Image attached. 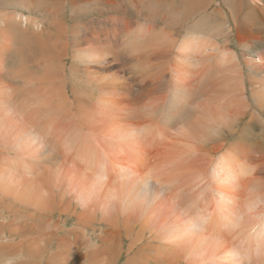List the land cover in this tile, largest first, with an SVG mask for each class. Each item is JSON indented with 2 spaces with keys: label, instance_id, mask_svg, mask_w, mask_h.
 <instances>
[{
  "label": "rangeland",
  "instance_id": "374dc122",
  "mask_svg": "<svg viewBox=\"0 0 264 264\" xmlns=\"http://www.w3.org/2000/svg\"><path fill=\"white\" fill-rule=\"evenodd\" d=\"M146 4L156 6V11L150 13ZM17 14L23 16L22 22L15 18ZM0 18L3 19L0 20V122H6L4 127L0 124V264H264V242L256 247L264 235H260L258 240L251 235L253 227L260 222L257 218L258 222L252 219L256 217L253 215L256 206L247 211L251 206V194L247 191L256 183H264L258 162L264 165V153L258 152L246 159L226 158L227 163L233 164L234 171V178L223 183L229 203L223 202L216 194V182L210 169H206L203 176L208 186H204L203 193L198 196V201L201 197L198 203L202 204L203 211L199 214L192 211L197 218L194 217L193 222H183L193 225L191 229L197 230L198 238L197 235V239L192 235L189 238L184 233L177 241L173 237H165L151 225L155 223L150 218L161 220V211L168 204L171 208L167 209L174 210L179 216L175 215L174 220L187 219L186 213L189 212L186 210L184 213L178 202L175 203V198L168 197V190L161 183H154L158 197L153 203L157 207L149 206L148 216L144 211L139 212L136 208L138 203L127 197L130 187L137 190L134 182L138 185L139 181H134V178L145 176L149 169V174H156L159 178L158 172L165 173L162 178L171 174L174 177L178 171L173 170L175 160L168 162L162 157L154 162L152 150L149 151L145 145L149 159L143 162L142 157H135V152L130 153L133 143L113 137L107 143L111 153L103 155L96 150L99 153H95L94 158L97 164H92L87 150L96 141L91 139L88 131L75 136L69 127L62 126L63 121L60 120L61 129L58 126L60 130L47 134L51 141L39 147L40 150L48 148L46 154L51 153L49 155L54 158L42 161L45 153L39 155L32 144L27 149H17L11 137L15 134L9 132L13 125L16 129L18 126L24 129L33 124L35 129V123L44 120L45 114L41 109H46L48 103L62 102V94L59 95L62 90L68 91V100L71 104L74 102L71 112L77 114L74 94H82L89 87L86 85L89 76L85 69L87 65L75 54L84 46L82 28L85 26H177L175 37L182 36L186 30L178 26H186L187 29L215 26L227 31L225 37H219V44H227L238 56L244 88L249 90V69L244 62L246 56L256 59L258 52L264 50V0H0ZM39 24L41 26H37ZM235 34L244 36L243 40L236 39ZM255 78L264 83V71L257 70ZM260 85L258 83L257 87ZM45 91L52 94L51 102L45 100L47 96H42L43 100L40 98L39 95ZM7 106H12V110L5 113ZM260 109L264 110V105ZM250 111L248 115H253L255 109ZM256 113L258 117L253 121L256 136L252 141L260 142L259 146L264 150V115ZM64 121L69 123L68 119ZM56 132L59 137L55 138ZM227 138L230 140L232 136ZM84 139H88L90 145ZM127 150V156L131 155L133 160L131 163L122 158ZM131 164L138 167V172L133 167L131 170ZM202 196L205 197L204 203ZM202 214L204 221L198 219ZM172 218L170 215L163 221ZM234 226L237 227L234 229ZM237 232L241 237L236 235ZM243 237L245 239H241ZM245 245L254 251L249 260L244 259L246 256L243 254L239 257L234 253L236 248L245 252ZM250 245L255 246V250ZM223 249H226L224 253L221 252Z\"/></svg>",
  "mask_w": 264,
  "mask_h": 264
},
{
  "label": "bare ground",
  "instance_id": "6f19581e",
  "mask_svg": "<svg viewBox=\"0 0 264 264\" xmlns=\"http://www.w3.org/2000/svg\"><path fill=\"white\" fill-rule=\"evenodd\" d=\"M145 7L150 10V13L156 11V6L146 4ZM20 15H15V18L22 22L23 16ZM164 15L168 14L164 13ZM24 18L29 17L24 16ZM0 20L2 21L3 19L0 18ZM9 20L7 21L9 22ZM175 27L177 26H85L82 28V32L85 33L84 46L78 48L75 54L79 61L87 65L85 69H87L89 76L86 85L89 87L82 94L77 92L74 94V100H76L74 105L75 113L77 114L71 112L74 108V102L71 104L68 100V91L62 90L59 93V95L62 94L60 95L62 102L46 104L47 108L41 109L42 114H45L43 116L44 120L42 123H35V129L34 125L30 123L29 127L24 129L19 126L16 129L14 125H10L13 130L11 129L9 132L15 134H12L11 137H13L14 146L17 149H27L32 144L31 146L36 149L34 151L38 152L39 155L43 156V153H45L44 160L41 159L42 161H50L54 158L53 155H49L51 153L46 154L48 148L40 150L39 147L45 142L49 143L51 141L47 134L57 131L58 126H60V129L62 126L65 128L69 127L71 133H74L75 136L82 135L84 131H88V135L92 137L90 138L96 141L95 144L88 147L91 149L87 150L90 154L88 160L92 164H97L94 159L96 158V150H100L103 155L107 154V152L111 153L108 151L107 143L113 137L124 138L126 139L125 142L133 143L130 153L135 152V157L139 159L142 157L143 162L149 159V153L147 152L151 150L154 162L162 157L169 160L168 162L175 160L172 164L173 170L178 171H176L174 177L171 174L166 178H162L161 176L165 175V173L157 171L159 178L156 174H149V169L146 171L145 176L134 178V181H139L138 185L133 181L137 190L130 187L127 197L133 203H138L136 208L139 209V212L144 211L145 215H147L149 206H156L153 202L158 197L154 183H161L164 186L163 188L168 190V197L175 198V203L178 202L177 205L182 208L184 213L187 212L186 210H189V212L186 213L187 219L179 218L174 220L175 211L167 209L171 206L168 204L169 206L167 205L168 207H164L163 211H161L163 215L161 220L156 219L155 221L153 217L150 218L155 223V225H151L152 228L156 227L159 233L161 232L165 237H173V239L175 238L178 241L181 240L184 233H187L189 238V235L194 238L197 235L195 233L197 230L191 229L193 225L189 226V223L183 222L189 220L193 222L197 218L192 211L195 214L203 211L202 204L198 203L201 201V197L198 201V196L201 194L203 187L207 185L203 176L206 169H210L209 172L211 171L212 178L216 182V187H214L216 194L224 202L229 198L226 189L223 188V183L234 178L233 164L227 163L225 161L226 158L231 160H235L237 157L246 159L251 158L258 152L264 153V150L259 146L260 142L252 141V138L256 136L254 135L255 128L253 129V127H255V124L253 121L258 117L255 111L262 114V116L264 115V110L260 109L264 105V83L255 78L257 70L260 72L261 70L264 71V50L258 52L256 59H253L252 56H246L244 64L249 69L247 80L250 86L247 92L244 88L245 81L238 56L227 44L225 46L219 44V37H225L224 35H227L225 33L227 31H221L215 26H192L189 29L186 26H178L182 30H186L182 36L177 33L178 36L175 37L173 36L175 35V30H178ZM235 37L239 41L244 38V36L242 37L238 34H235ZM258 83L261 85L257 87ZM39 96L40 98L47 96L46 101L49 100L51 102L52 100L50 91H45V94ZM43 97L41 98L42 100L44 99ZM252 103L255 108L252 107ZM42 106L44 107V105ZM50 106L51 110H48ZM11 107L7 106L4 108L5 113L12 110ZM251 107L252 109H249ZM250 110L254 111L253 115L252 113L248 115ZM12 112H14V109ZM247 115L248 118H246ZM67 119L69 123L66 124L64 120ZM60 120L63 121L62 126ZM1 122V126L4 127L6 122L3 120ZM260 130L263 136V130ZM58 134L56 132L54 137H59ZM230 135L232 138L228 140L227 137ZM38 139L40 140L37 142ZM35 141L37 143L34 144ZM84 141L88 144L90 143L88 139H84ZM145 145L146 147L148 145L149 151L145 150ZM119 147H122V144H119ZM125 153V157L122 158L128 160V162L133 161L131 155H129L130 157L127 156L128 150ZM96 154L99 153L97 152ZM87 156L89 155L87 154ZM241 162L243 161L241 160ZM258 162L259 171L264 174L263 162ZM133 164H131V170L134 168ZM117 165L119 164L117 163ZM99 166L97 165V167ZM104 168L107 167L104 166ZM134 169L138 172V167L135 166ZM99 170L101 169L99 168ZM247 192L251 194L249 202L251 206L250 204L247 205V208L250 206L247 211L254 209L256 206L253 212L256 217L252 219L254 221L260 220L259 224H256L255 228L253 227L251 234L252 238L258 240L260 235H264V183L254 184ZM115 193L114 195H116ZM204 198H202L203 203ZM169 212L172 214L167 215ZM248 214L250 216L252 212ZM170 215H173L172 219L163 221V218ZM176 216L177 218L179 217L178 215ZM199 216L198 219L201 218L200 220L204 221V214ZM165 222L168 223L165 224ZM215 223L217 225L218 222L215 221ZM243 225L245 224L243 223ZM235 227L237 226H234V229ZM236 235H239L238 232ZM239 236L241 237V234ZM244 237L241 239H245ZM261 240L257 241L259 243L256 244L257 248L260 244H263L264 236ZM221 245L224 244L222 243ZM234 245L237 244L234 243ZM251 245H253L252 242ZM245 247V252L242 250L241 252L236 248L234 253L239 257L243 254V256H246L244 259L249 260L254 251L248 249L247 245ZM251 247V249H254L255 246ZM231 249L233 251V248ZM225 251L226 249H223L221 252L224 253Z\"/></svg>",
  "mask_w": 264,
  "mask_h": 264
}]
</instances>
